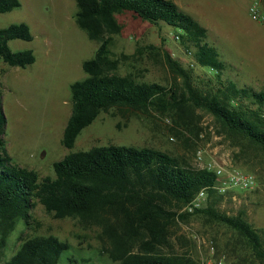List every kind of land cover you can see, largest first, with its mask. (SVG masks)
Listing matches in <instances>:
<instances>
[{"label":"trees","instance_id":"16d2710c","mask_svg":"<svg viewBox=\"0 0 264 264\" xmlns=\"http://www.w3.org/2000/svg\"><path fill=\"white\" fill-rule=\"evenodd\" d=\"M75 3L77 26L98 46L93 57L82 62L86 76L70 84L71 112L61 139L65 148L70 149L81 130L112 107L126 106L142 112L152 108L175 120L188 115L194 106L210 113L220 132L238 144L242 152L247 151L246 147L253 148L255 156L264 158V89L239 87L232 80L222 79L226 63L207 42L206 28L173 0ZM19 5V0H0V13ZM124 13L180 29L182 34L177 37L186 49H194L196 64L212 73L213 84L207 83L204 89L193 86L190 71L167 51L162 52L163 60L170 72L182 79L180 92L177 87L140 81L131 72L118 73L125 60L136 58L145 50H158L148 44L137 46L132 55H116L112 51L113 36L123 28L117 15ZM12 39L31 40L29 26L13 23L0 28V61L18 67L33 63L31 49L9 48L8 41ZM4 126L0 90V245L21 220L28 222L31 210L39 203L54 218L70 217L84 227H101L102 235L112 242V247L109 244V248H103L117 264H201L188 251L174 252L168 231L172 223L200 214L229 228L241 250L247 252L244 257L249 254L253 264H264V237L258 229L241 212L228 215L215 207L214 203L223 195L213 188V171L187 167L157 148L109 144L69 152L53 163V177H40L35 170L12 161L5 147ZM254 166L250 165L252 171ZM202 188L206 189L208 203L191 213L179 212L178 208ZM172 202L176 209L167 206ZM110 213L122 229L115 238L110 236ZM179 241L186 243L184 236ZM67 247L56 236L33 235L23 239L4 264H59ZM242 256L240 253L239 259Z\"/></svg>","mask_w":264,"mask_h":264},{"label":"rangeland","instance_id":"374dc122","mask_svg":"<svg viewBox=\"0 0 264 264\" xmlns=\"http://www.w3.org/2000/svg\"><path fill=\"white\" fill-rule=\"evenodd\" d=\"M189 1L178 0L184 12ZM207 1L216 7L226 4L233 7L230 19L217 13L214 21L201 22L208 28L207 42L226 63L221 78L232 80L239 87L264 89V10L255 0ZM19 2L17 8L0 13V28L25 23L32 34L28 41L9 40V48L12 51L31 49L35 56V61L25 67L0 61L1 104L5 117L3 138L14 163L35 170L40 177H53V163L69 152L123 144L157 148L192 168H200L211 160L239 167L256 176V186L224 193L214 205L228 215L241 212L264 237V158L255 156L253 148L244 147L247 151L242 152L238 144L220 132L214 117L200 107L191 106L188 115H182L181 119L175 117V120L152 108L142 112L126 106L112 107L83 128L70 149L65 148L61 139L71 112L70 84L86 76L82 62L93 57L98 43L77 26L75 0ZM245 3H257L258 18L252 17ZM117 17L123 28L113 36L111 49L116 55H132L141 45L152 44L158 48L125 60L119 65L118 73L131 72L140 81L177 87L180 92L182 79L172 74L163 60L162 52L167 51L190 71L193 86L204 89L207 83L213 84L210 82L214 81L212 73L196 64L194 49H186L177 37L182 34L180 29L161 21L156 24L144 21L130 13ZM251 29L258 32L256 39L250 36ZM198 148L202 149L200 162L196 160ZM252 164L254 171L250 168ZM207 203L206 198L203 207ZM167 206L176 209L174 202ZM30 214L28 222L21 220L0 245V264L17 251L23 239L33 235H53L68 244L60 255L59 264H117L103 248L104 245L109 248L112 242L102 235L101 227H84L70 217L54 218L39 203ZM121 231L119 221L110 213V236L115 238ZM168 231L172 250L188 251L201 264H218L219 260L222 264H253L249 254L244 257L247 252L241 250L233 232L207 216L191 215L186 221L172 223ZM181 236L186 243H180ZM240 253L243 256L239 259Z\"/></svg>","mask_w":264,"mask_h":264},{"label":"built area","instance_id":"2783aa9c","mask_svg":"<svg viewBox=\"0 0 264 264\" xmlns=\"http://www.w3.org/2000/svg\"><path fill=\"white\" fill-rule=\"evenodd\" d=\"M257 3H253L250 6V12L253 18H258V12L256 9ZM260 18L261 15H260ZM196 160L200 162L202 160V149L196 150ZM200 168H206L207 170L213 171L215 174V182L213 188L219 193H227L234 190H250L256 186V179L254 174L245 171L239 167L226 166L224 163H218L217 161L211 160L204 163ZM207 193L206 189H200L194 197L186 203L181 212L191 213L196 209L202 208L204 201L206 200ZM218 264H222L219 260Z\"/></svg>","mask_w":264,"mask_h":264},{"label":"crops","instance_id":"0c3cea01","mask_svg":"<svg viewBox=\"0 0 264 264\" xmlns=\"http://www.w3.org/2000/svg\"><path fill=\"white\" fill-rule=\"evenodd\" d=\"M178 6V0H173ZM258 2V5L261 10H264V0H255V2ZM251 3H245V7L249 9ZM187 13L190 14L195 20H197L200 24L202 21L209 22L213 20L214 14H225V19H230V13L233 11V7L230 4L221 5L220 7H216L211 5L207 0H190L185 4ZM246 9V10H247ZM222 15V16H223ZM214 21V20H213ZM202 25V24H201ZM207 30L208 35V28L204 25H202ZM250 36H254L256 39V36L258 35V32L256 30H249Z\"/></svg>","mask_w":264,"mask_h":264}]
</instances>
